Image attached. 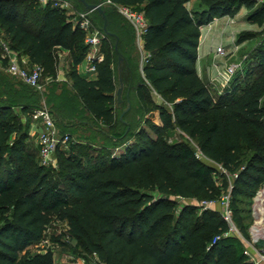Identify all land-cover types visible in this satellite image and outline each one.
I'll use <instances>...</instances> for the list:
<instances>
[{"label": "trees", "instance_id": "obj_1", "mask_svg": "<svg viewBox=\"0 0 264 264\" xmlns=\"http://www.w3.org/2000/svg\"><path fill=\"white\" fill-rule=\"evenodd\" d=\"M71 1L85 11L81 2ZM86 1L102 3L110 33L92 79L77 70L86 47L73 13L53 6V0L42 5L0 0L7 46L52 79L46 104L59 132L70 137L67 153L56 149L54 177L26 147L27 131L13 111L18 107L29 119L40 106L37 90L10 83L0 71V264H54L51 250L28 249L56 220L65 221L68 236L101 264H254L240 238L226 234L217 206L203 209L199 202L217 201L228 192L232 221L249 238L239 203L241 197L252 198L264 178V43L257 76L230 83L232 88L216 98L195 64L202 25L215 16L232 17L243 6L250 23L264 26V0H197L198 9H189L188 0H110L107 6L105 0ZM112 4L142 12L147 20L142 41L148 56L141 73L131 56L132 34ZM89 14L103 32L102 16ZM55 48L68 52L73 91L64 84L56 91ZM6 62L0 50L1 66ZM118 67L125 92H136L144 112L151 102L149 86L170 103L169 109L155 105L161 120L152 126L155 137L134 128L128 94L116 101ZM128 103L120 119V108ZM77 126L88 132L84 151L71 142ZM174 128L195 147L187 140L167 142L165 133ZM217 165L232 176L230 184L216 181L214 175H223ZM179 200L186 203L178 208Z\"/></svg>", "mask_w": 264, "mask_h": 264}, {"label": "rangeland", "instance_id": "obj_2", "mask_svg": "<svg viewBox=\"0 0 264 264\" xmlns=\"http://www.w3.org/2000/svg\"><path fill=\"white\" fill-rule=\"evenodd\" d=\"M38 1H40L39 3L41 5L42 3H44L43 0H38ZM57 1H64L68 3L69 12L74 14L73 24H75L74 21H76L77 13L82 11H79L74 6L71 0H57ZM100 1H104V0H100ZM104 5L107 6L109 5V3L105 1ZM186 6L189 7L190 9H198L199 3L197 0H188L186 2ZM113 7L120 20L124 23L125 27H127L130 33L132 34V47H130V51L132 58L138 63V70L141 73L144 59L147 56V52L143 50L142 35L139 36L133 25L118 11V9L115 6ZM249 13L250 11H248L245 7L242 6L231 20L228 19L227 20L229 23L228 29H224L218 32V35L216 37L218 42L214 44V46L212 47V52L210 57L209 55H207V58L208 57L211 58L210 61L208 59V62L211 64L210 66L212 68H211V72L208 73V77L207 78L204 77L203 81L208 86L214 98L218 97V95H220L221 93H224L227 89H231L232 86L230 83H245L249 79H253L254 77H256L258 74L257 73L258 71L257 65L259 63L258 51L264 43V26H258L257 24L250 23L248 21ZM94 27L97 26L95 25ZM207 35L208 34L203 35L202 40L204 42L210 40V37H208ZM1 44H5L7 46L5 37L3 36L0 30V50L2 51ZM218 48H220L222 51L219 52ZM54 56H55L56 69H57L56 72L60 75H63V77L66 76V73H68L70 68V62H69L70 58L68 53L63 49L55 48ZM19 59H21L20 56ZM230 64H236L237 65L236 70L234 71L230 82L223 84V82L219 81L220 79L217 76L216 70L223 69L225 66ZM25 66L30 67L31 65L29 64ZM250 69L253 71H251ZM0 71L1 73H3V75H5V77H7L10 83H13L14 85H18V83H21L23 87H27L20 80L8 76V74L5 71V67L1 66V64H0ZM41 82L43 83V89L37 91L40 97L39 105L46 106L49 109L48 105L46 104V95L48 93L49 87H54L55 85L50 82V79L46 76L44 72H42ZM56 84H57L56 91L58 92L60 91L59 89L60 85L62 84L67 85L63 81H59ZM116 85L118 86V83H116ZM148 91H149L148 97L150 98L151 102H149L145 106L147 112H144V109L138 106V104L135 102V93H133L132 90L130 95L129 93H122L121 98L125 99L127 94H128L127 100L130 97L128 101L130 102L131 100L132 102V113L130 114L129 118L134 124V128L137 126H141L142 128L146 129L148 135H150L151 137H155L156 134L152 126L156 125L155 122L157 123V120H155L156 119L155 117L153 119V117L151 116L159 113V109L156 108L155 105L164 106L167 109H169L170 103L168 102L166 97H163L158 93H156V91L152 87L149 86ZM120 109H124V107H121ZM13 111H14V116L16 117L15 121L16 122L20 121L22 127L25 129V131H27L28 134V128H26L27 127L26 125L29 124L30 122L28 117L22 114L19 111L18 107H14ZM160 125L161 124H159V126ZM86 135H88V132L85 131V128L77 126L75 133L71 137V142L78 141L80 147L84 151L85 149L84 147H87L90 144L89 140L85 138ZM165 138L169 143L180 140H187L192 147H195V142L188 139V137L185 136L177 128L167 130L165 133ZM133 139L134 138H131L128 142H131ZM100 144L101 143L98 142L97 146H99ZM25 145L28 149H30L34 153V158L35 161L38 163V165H42L41 164L42 160L40 158L38 148L36 145L35 135L33 136L28 135V138L25 141ZM122 148L123 147H121L120 149ZM60 149H62L61 151L67 153L68 144ZM74 152L78 154L82 153V152L81 153L77 152V149L74 150ZM65 155H63V158H65ZM245 155H248V153L245 152ZM50 161L51 163L48 164L46 167H51L53 169L52 176L55 177L58 170L56 151L50 157ZM214 178L219 183L226 182L230 184L232 181L231 175L221 176L220 174H217L214 175ZM261 186H263V182ZM260 187L257 190H259ZM255 196H256V192L252 196V198L241 197V202L239 203V207L243 209L241 215L244 217L243 222L246 225L247 233H249V230L251 226L254 224V220H255L252 213V204ZM184 203H186L185 200H179L177 207L179 208ZM261 226L264 228V220ZM43 240L45 241L44 242L39 241L35 244H32L28 249L29 253L51 250L54 259V264H80L82 262H84L85 264H101L98 262L97 257L94 254L86 252L84 248L76 242V240L68 236L67 225L65 221L56 220L54 224H52L46 231Z\"/></svg>", "mask_w": 264, "mask_h": 264}, {"label": "built area", "instance_id": "obj_3", "mask_svg": "<svg viewBox=\"0 0 264 264\" xmlns=\"http://www.w3.org/2000/svg\"><path fill=\"white\" fill-rule=\"evenodd\" d=\"M47 0H43L46 2ZM107 3H111L110 0H105ZM53 6L68 9V3L64 1L53 0ZM118 11L133 25L137 34L139 36L143 35L145 28L147 26V20L142 12L131 9L130 7L112 4ZM75 26L83 32L84 34V45L86 47L84 58L81 62L83 65V70L88 75H95L97 65L104 60V53L101 49L102 43L106 40V35L104 32L100 31L93 26L89 12H79L76 16ZM2 56L7 59L5 71L6 73L20 80L22 83L34 88L37 91L43 89V83L41 82L43 69L38 65L25 66V63H21L16 52L9 49L5 44H1ZM144 50V49H143ZM218 51H222L218 48ZM148 56V53H147ZM144 62L146 61V58ZM236 64H230L225 66L223 69H217V76L219 81L224 83L230 82L234 71L236 70ZM32 121L36 124L38 131L36 132V145L38 146V152L41 158V164L47 166L51 163L50 157L54 154L57 148L65 147L69 141V136L67 134H61L55 124L51 111L46 106H39L32 110L31 112ZM197 157L204 158L198 151L195 152ZM219 172L223 175L229 176L227 172L219 165H217ZM264 192V178L263 186L256 191V196L253 199L252 213L254 216V224L249 230V238L246 239L238 231L235 224L232 221V211L229 206V193H224L219 200H201L199 206L203 209H209L212 206L219 207V212L224 221L228 225L226 234H235L243 242L245 250L244 253L248 256L249 260L254 264H264V249L260 251L255 245L254 241L258 237L264 238V235H259L253 232V226L256 224V216L258 208L256 205L258 203V198L262 196ZM262 206L261 215L264 217V204ZM43 242L45 240H42ZM80 264H85L84 262Z\"/></svg>", "mask_w": 264, "mask_h": 264}, {"label": "crops", "instance_id": "obj_4", "mask_svg": "<svg viewBox=\"0 0 264 264\" xmlns=\"http://www.w3.org/2000/svg\"><path fill=\"white\" fill-rule=\"evenodd\" d=\"M189 8V7H188ZM190 9V8H189ZM236 15V14H235ZM234 15V16H235ZM234 16H229V15H222V16H215L210 22L209 24H205V25H202L201 26V36L199 38V44H198V48H197V60H196V64H195V69H196V72L198 74V76L204 80V77H208V73L211 72V64L208 62V59L209 61L211 60L210 55H211V52H212V47L214 46V44H216L218 41H217V35H218V32L224 30V29H228L229 27V23H228V19H232ZM208 25V26H207ZM224 25H225V28H224ZM209 28V29H207ZM204 34H208L207 36L210 37V40L209 41H203V35ZM215 37V38H214ZM214 38V39H213ZM126 51V54L127 53V49H125ZM67 52V51H66ZM68 53V52H67ZM207 55H209V57L207 58ZM19 56L21 57L20 62L21 63H25L24 65H29V61H28V58L26 55H18V58ZM132 56V55H131ZM69 62H70V67H71V60L69 59ZM217 63H220V62H217ZM31 65V64H30ZM70 70V68H69ZM77 70L79 73H82L83 75H86L87 78L89 79H92L95 77V75H88L84 72L83 70V65L80 63L78 66H77ZM57 71V69H56ZM69 74V71L68 73H66V76L63 77V75H60L56 72V76H55V79H54V82L57 83L59 81H63L67 84V88L71 91L72 88H71V80L68 76ZM121 69L118 67L117 68V82H118V86H120V84H122L123 86V90H122V93H126L125 92V83H123L122 81V78H121ZM50 79V82L52 81L51 78ZM134 93H136L134 91ZM154 119V117L156 118L155 120H157V123L155 122L156 125H159L161 124V120H160V115L159 113L155 114V115H151ZM29 125H28V135H35L36 137V132L38 131V128L36 126V124L32 121V118L30 116L29 118Z\"/></svg>", "mask_w": 264, "mask_h": 264}, {"label": "water", "instance_id": "obj_5", "mask_svg": "<svg viewBox=\"0 0 264 264\" xmlns=\"http://www.w3.org/2000/svg\"><path fill=\"white\" fill-rule=\"evenodd\" d=\"M78 1L83 4L85 12L96 11L99 15L102 16V18H103V32L105 34L109 35L110 33L108 32V30L106 28L105 9L103 8L102 3L93 4V3H88L86 0H78ZM114 48L117 50V42L115 43ZM154 52L155 51H152V53H154ZM121 59H122V57L118 54V60L120 61ZM122 90H123V86H122V84H120V86L117 87L116 92H115L116 101L118 103L122 102V98H121ZM128 108H129V104H127L126 108H124L122 110V113L120 114V119L122 118L123 114L127 111ZM254 245L260 251H263V249H264V238H262V237L256 238L255 241H254Z\"/></svg>", "mask_w": 264, "mask_h": 264}, {"label": "bare ground", "instance_id": "obj_6", "mask_svg": "<svg viewBox=\"0 0 264 264\" xmlns=\"http://www.w3.org/2000/svg\"><path fill=\"white\" fill-rule=\"evenodd\" d=\"M264 204V192L262 193V196L258 198V203L256 205V208H258V211L257 213H259L257 216H256V224L255 226H253V232L254 233H257L259 235H264V228L261 226L263 220H264V217L261 215V212H262V206Z\"/></svg>", "mask_w": 264, "mask_h": 264}]
</instances>
